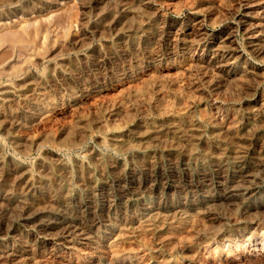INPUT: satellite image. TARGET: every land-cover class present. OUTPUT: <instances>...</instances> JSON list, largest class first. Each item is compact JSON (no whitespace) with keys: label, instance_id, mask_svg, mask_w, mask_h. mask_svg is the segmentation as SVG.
Listing matches in <instances>:
<instances>
[{"label":"bare ground","instance_id":"bare-ground-1","mask_svg":"<svg viewBox=\"0 0 264 264\" xmlns=\"http://www.w3.org/2000/svg\"><path fill=\"white\" fill-rule=\"evenodd\" d=\"M66 5L68 39L0 55V264H264V0H0V27ZM90 133L72 163L46 146Z\"/></svg>","mask_w":264,"mask_h":264},{"label":"rangeland","instance_id":"rangeland-1","mask_svg":"<svg viewBox=\"0 0 264 264\" xmlns=\"http://www.w3.org/2000/svg\"><path fill=\"white\" fill-rule=\"evenodd\" d=\"M77 12H78V10L74 6L69 8L66 5V6L62 7L61 11L56 15H48V16H45V17H42L39 19L37 18L35 20H32L31 21V22H33V23H31L32 26L31 25L27 26V24L25 26V22H24V23L16 24V25L9 24V26L6 25V26H3V28L0 27V55L5 52L4 54H2L1 59H4V57L6 58V61L10 59V62L8 65L9 70L12 71V73H14L16 71H19L20 69H22L25 66L33 65L36 61V58H41V57L45 56L50 51V49H52L53 47L57 46V44H59L61 39H63V40L68 39L71 36V34L74 32L73 28H74ZM58 15L61 16V18L64 17L63 20H60L61 18ZM172 17H174L178 20H182L186 17V11H181L179 13H172ZM65 19H66V22H65ZM26 23H28V22H26ZM56 23H57V27H56ZM29 24H30V22H29ZM19 27H20V29H19ZM53 28H54V31L56 28H57V30L55 32H53ZM219 28L220 27L218 25H210V24L208 25V29L210 31H216ZM22 29L29 30L31 33L34 30L38 31L39 33H40V29L42 31H41V34L37 33L36 31H34V33L36 32L37 34L36 33L31 34L29 31H27V32H29L30 34L26 33V32H25L26 34L24 32H21L23 34L22 35L20 33V31ZM11 32L14 34H11ZM16 34L17 35L19 34L18 35L19 37ZM25 35H27V37ZM13 37H14V39H13ZM17 38H18V40H17ZM238 41H241L240 35L238 36ZM4 55H6L7 57ZM256 64L264 68V61H261V62L257 61ZM4 66L5 65L0 64V72L3 70ZM39 67H41V66H39ZM208 105H210V107ZM203 107H204V110L206 111L205 113H207L209 111V109L211 107H213L212 102L210 101V103H209V101H208V103H206ZM77 116L78 115L75 114L72 116H66V117L62 118V120L57 125L51 126L48 129L49 134L54 135V132L57 130V132H58L57 136H59L60 132L62 131V129L65 126H68L69 124L74 123L76 121ZM197 116L201 117V115H197ZM97 127H98V125L96 123V120H94L90 131L93 133H96L95 131L97 130ZM33 134H35L36 137L41 136V134L37 133V132L33 133ZM91 134L92 133L88 134L85 138L81 137V135L79 136V134L76 135L75 140H78L77 141L78 144L76 146H73V147L69 146L66 148H59L55 144V142H57L58 140H56L54 142V144L47 143L46 146H47V148H49V150L51 152L56 154L57 157L63 158L65 160L69 159V161L72 163L75 156H77V157H79L80 155L82 156L83 154H86V152L88 150H90L91 148L97 149L99 147L97 150L102 149L101 144H99L98 141L95 140L96 138L93 137V135H91ZM58 138L59 137H57V139ZM81 138H83V139H81ZM51 146L53 148H51ZM54 147H56V148H54ZM7 151H9V153L12 156L14 155L13 157L16 160L21 161L25 164H30V165L34 164L37 154L40 153V150L39 151L37 150V151H33L31 153V155H33V156L29 155L27 157H22L19 154H17L16 152H14L9 146H7ZM77 153H78V155H77ZM113 156L116 159L125 157L124 154H116ZM30 159H32V160H30ZM107 164H108V160H106L104 162V166H106ZM91 168L93 170H97L94 167V165H91ZM260 232H261V234H264V229L260 230ZM242 246L245 247L247 245H242ZM243 247L241 249H243ZM249 248L250 249L247 248L246 251L248 250L253 255H256V254L259 255L260 253L261 254L264 253V244H263L262 248H261L260 244L257 246V248H253V247H249ZM241 249H237L238 251H236V252H239ZM254 249H256V250H254ZM258 250H260V251H258ZM202 251L193 252V254L189 253V254L185 255L184 259H180V257H184L183 255H180V254L174 253V255H170V254H167V255H169V259L172 260L174 264H175V262L180 263L181 261H184V264H192V263L196 264L195 262H192V260H194V258H196V257H197V259L201 258L202 260H209V261H210V259H214L216 261H218L219 259H220V261L224 260V257H225L224 253H220V256L218 254H216L214 257V256H211V254H206L204 251L203 252ZM192 255H194L195 257ZM198 255L201 257H199ZM202 255H204V256H202ZM176 256H177V258H176ZM232 256H234V253L231 255V257ZM190 261H191V263H190Z\"/></svg>","mask_w":264,"mask_h":264}]
</instances>
